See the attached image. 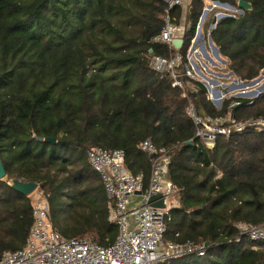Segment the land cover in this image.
I'll return each mask as SVG.
<instances>
[{
	"label": "trees",
	"instance_id": "trees-1",
	"mask_svg": "<svg viewBox=\"0 0 264 264\" xmlns=\"http://www.w3.org/2000/svg\"><path fill=\"white\" fill-rule=\"evenodd\" d=\"M245 1L252 9L224 17L210 34L227 69L251 81L264 73V0ZM204 7L191 0L185 14L180 71ZM166 8L165 0H0V256L26 245L34 221L31 195L9 186L11 178L50 195L53 225L65 237L113 243L118 228L88 150H124L127 169L148 186L151 163L139 146L151 139L170 150L168 176L180 190L165 238L206 245L204 256L158 264H264V241L237 227L264 223V132L220 137L209 148L187 113L191 100L205 115L264 117V91L216 108L202 82L184 77L185 87L174 86L153 64L175 52L152 41ZM173 15L180 24L183 10Z\"/></svg>",
	"mask_w": 264,
	"mask_h": 264
},
{
	"label": "built area",
	"instance_id": "built-area-1",
	"mask_svg": "<svg viewBox=\"0 0 264 264\" xmlns=\"http://www.w3.org/2000/svg\"><path fill=\"white\" fill-rule=\"evenodd\" d=\"M165 1L167 8L164 26L161 33L153 37L152 41L166 44L175 52L169 59L156 58L153 64L158 71L170 73L174 86L183 88L185 87L184 77L197 80L195 66H198L196 59H200L202 54V47L198 45L202 38L206 37L212 43L211 30L221 19L232 16V13L222 11L220 7H226L237 13L243 11L239 7H229L219 1L209 0L203 10L195 36L191 39L187 53L189 64L185 66L184 71H180L183 54L175 50L173 40L182 39L184 42V32L180 30L179 24L176 23L177 18L173 14L176 8L187 11L191 2L189 0ZM210 20V28L205 33L204 24ZM204 44L205 41H203L205 48ZM209 90L208 99L216 100L213 97L217 98L215 91ZM263 91H258L255 96L257 97ZM246 93L241 95L245 96ZM217 99L221 104L222 99ZM238 105L240 104L235 103L232 107ZM187 113L194 123L195 137L209 148H214L220 137L229 138L245 130L264 132V117L239 120L231 111L225 115H205L197 110L191 100H189ZM139 147L151 163L148 186L144 185L143 173L134 174L127 169L124 150L92 147L87 153L89 165L100 177L105 188L109 220L118 228V234L113 243L102 245L90 239L65 237L53 225L49 204L50 195L38 185L34 191L36 196L32 198L34 221L27 243L17 251L4 252L0 256V264H158L189 254L204 256L205 244L165 238L166 220L171 218L172 211L180 205V190L168 176L171 163L170 150L158 146L151 139L143 141ZM156 194L162 196L164 207L151 205L150 200ZM237 227L242 235L251 240L264 241V223L259 225L240 223ZM179 235L180 233H176V236Z\"/></svg>",
	"mask_w": 264,
	"mask_h": 264
},
{
	"label": "rangeland",
	"instance_id": "rangeland-1",
	"mask_svg": "<svg viewBox=\"0 0 264 264\" xmlns=\"http://www.w3.org/2000/svg\"><path fill=\"white\" fill-rule=\"evenodd\" d=\"M205 5H206V3H205ZM220 8H221L222 11H225V12L237 13L234 10L227 9L226 7H223V6L220 7ZM237 8H238V6H237ZM237 8L235 10H237ZM204 9H205V7H204ZM200 20H201V18H200ZM176 23L179 24L177 19H176ZM186 24H189V23L186 21ZM203 41H205V44H204L205 48H208L209 51H211V54H213L214 56L217 57V58L213 57L215 62H217V65H218L217 71L223 72L222 75H215V74L212 75V74H210L212 78L216 79V81H220L221 82V83L218 84V86H214V85L212 86V88L218 89V90L215 91V94L217 95V98H221L222 99L221 105L223 104L224 100H229V99L234 98V97L243 96L241 94L242 93L245 94V92H247V93L243 97L252 98V99L255 98L256 96H252L250 94V92L254 91V90H258L259 89L258 87L263 86V84H264V73L261 76H259V77H262V80L258 84L249 85L248 83L250 81H242L240 78L235 77L233 75V73L230 72V70L227 69V67H228L227 59L224 56H222L221 54L220 55L218 54L219 52L217 51V47L215 46V44L214 43L210 44V41L206 37H205V39L200 41V44H198L200 47H202V49L204 48L203 47ZM211 46H213L215 48V50H216L215 53H214V50H213V48ZM202 55H203V52H202ZM202 55H201V58L204 57ZM196 61H197V65L200 66L199 63H198V60H196ZM206 64L209 65V63H207V62H206ZM207 76L210 79L209 74H207ZM196 78L197 79L199 78V80H205V79L201 78V76L198 77L197 75H196ZM208 86L211 87L209 84H208ZM220 87H222L223 89L219 90ZM218 94H220L221 96L218 97ZM213 97H214V99H216V100L212 101L214 107L219 108L220 106H218V103L216 102V101H218V99L215 96H213ZM234 104L235 103H233L232 106ZM35 196H36V194L33 192L31 194V197L34 198Z\"/></svg>",
	"mask_w": 264,
	"mask_h": 264
},
{
	"label": "water",
	"instance_id": "water-1",
	"mask_svg": "<svg viewBox=\"0 0 264 264\" xmlns=\"http://www.w3.org/2000/svg\"><path fill=\"white\" fill-rule=\"evenodd\" d=\"M223 5L232 7L229 4L223 3ZM238 7L242 11L243 10H250V9H252V4L245 1V0H239ZM183 44H184V42L182 39L173 40V46H174L175 50H177V51H181ZM217 51L219 52L218 48H217ZM261 80H262V77H259L255 80L250 81L248 84L249 85H255V84L259 83ZM263 90H264V85L259 87L258 90L252 91L250 94L252 96H255V95H257L258 91H263ZM220 105H221L220 101H218V106H220ZM40 140H43V138H40ZM46 140L49 142H52V143L56 142L55 138H47ZM188 143L191 144L192 142L189 141ZM5 176H6V172H5V169H4V167L0 161V178H4ZM8 184L13 189L17 190L18 192L22 193L25 196H30L38 188V184L35 182H23V181L16 179V178L9 179ZM160 197H161V199H160ZM150 203L154 207H164V202H163L162 196L160 194H156V195L152 196Z\"/></svg>",
	"mask_w": 264,
	"mask_h": 264
},
{
	"label": "crops",
	"instance_id": "crops-1",
	"mask_svg": "<svg viewBox=\"0 0 264 264\" xmlns=\"http://www.w3.org/2000/svg\"><path fill=\"white\" fill-rule=\"evenodd\" d=\"M189 2H191V0H189ZM206 4L207 3H209V0H207L206 2H205ZM186 10H183V12H184V15H183V17H182V19H181V21H180V24H179V26H180V30L181 31H183L184 32V36H185V33H186V30L188 29V27H189V24H186V21H185V14H186V12H188L189 11V9L185 12ZM208 22V21H207ZM204 29V28H203ZM202 40H203V38H202ZM213 43V42H212ZM211 44V43H210ZM212 48H213V50H214V53L216 52V50H215V48L213 47V46H211ZM203 51V55L202 56H204L203 58H201V56H200V59L199 58H197V59H199L198 60V63H199V65L200 66H195V69H196V71H197V76L198 77H200L201 76V78H203V79H205V80H199V78L197 79V80H199L200 82H202L205 86H206V88H207V90H209V89H213L214 91H216V90H218V89H216V88H212V86L214 85V86H218V84L219 83H221L220 81H216V79H214V78H212L211 77V75L210 74H215V75H222L223 74V72H220V71H217V68H218V65H217V62H215V60H214V58L213 57H216V56H214L213 54H211V51H209V49L208 48H203L202 49ZM213 52V51H212ZM217 54V53H216ZM219 55H220V53H218ZM217 58V57H216ZM196 59V60H197ZM206 62L207 63H209V65L208 64H206ZM209 74V77H210V79L208 78V76H207V74ZM211 80V81H210ZM208 84L211 86V87H209L208 86ZM223 88L222 87H220L219 88V90H222ZM252 92V91H251ZM250 92V93H251ZM219 95V94H218ZM220 176V175H219Z\"/></svg>",
	"mask_w": 264,
	"mask_h": 264
}]
</instances>
